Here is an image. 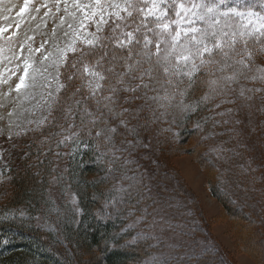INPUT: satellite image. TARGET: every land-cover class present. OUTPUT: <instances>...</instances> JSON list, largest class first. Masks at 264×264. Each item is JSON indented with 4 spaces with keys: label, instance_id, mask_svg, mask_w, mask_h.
I'll list each match as a JSON object with an SVG mask.
<instances>
[{
    "label": "trees",
    "instance_id": "16d2710c",
    "mask_svg": "<svg viewBox=\"0 0 264 264\" xmlns=\"http://www.w3.org/2000/svg\"><path fill=\"white\" fill-rule=\"evenodd\" d=\"M196 1L198 0L195 3ZM206 1L204 0L205 3ZM180 2L190 6L192 0H177V3ZM173 7L175 5L170 1L167 5L168 16L175 18ZM122 15L126 16V13ZM133 17L122 23L123 30L132 31L139 23L141 17L136 13ZM202 26L207 27L205 24ZM120 32L121 29H117L115 34L107 31L106 35L118 36ZM136 35L139 37L141 34ZM147 35L153 40L158 39L152 32H147ZM103 44V48L96 47L92 50L94 54L87 57L89 62L103 56L104 69L112 63L122 65L123 61H112V54L115 52L118 56L127 55L126 50L117 48L114 41L105 40ZM236 47L241 49L242 46L238 43ZM82 50L89 51V47ZM105 52L108 53L107 56H104ZM250 52L253 54L251 60L243 53L242 56L231 55L233 58H244L252 64L251 76L258 77L261 73L256 69L264 68V54L254 50ZM133 56L136 57L135 51ZM73 59V53H70L68 61L62 66L61 77L65 87L60 90L43 127L32 135H22L12 141L13 156L8 161L10 178L6 182L8 188H4L5 197L0 204V264H72L77 256L68 252L61 240L78 251H94L98 254V259L100 258L97 264H171L169 260L156 263L150 259L157 254L166 253L167 243L160 241V237H163L158 233L160 228L151 230L149 224L177 216L176 205L171 201V208L163 206L164 200L152 204L166 196L167 184L163 181L167 172L160 171L155 156L147 153L150 149H130L131 155L128 152H116L120 159L110 164L113 157L108 148L111 146L105 145L102 138L95 137L96 129L89 136L87 131L90 125H81L77 115L76 127L66 131L67 123L58 119L61 106L72 104L73 100L81 101V110L84 103L90 109L95 108V100L89 99L90 93L83 86L84 80L79 78L76 69L70 67ZM235 60L238 59H230L227 63L234 64ZM220 66L214 64L201 68L193 77L194 86L184 98L186 104L196 105L200 101L209 91L208 80L233 72V68H227L221 73L218 71ZM116 71L121 72L124 69L117 67ZM69 75L74 76V79L69 81ZM105 75L115 84V77L111 73L105 72ZM180 79L185 81L179 85L180 89H184L188 79ZM101 83L104 88L109 87V80ZM242 87L243 97L240 95ZM77 88L80 89L79 92H76ZM256 89H264V84L259 79L253 81L240 78L239 83L230 85L226 94L227 99L236 101L235 104L226 103L216 109L214 105L225 99L217 96L214 101L200 104L194 111L170 109L172 115L168 117L169 121L175 116V123L171 124L172 132L157 135L154 126L149 138L155 151L161 150L162 144L181 145L199 138V146L203 149L199 153L201 166L207 173L215 174V183L209 182L213 196L219 199L231 219L240 226L254 228L252 242L258 245L254 250L259 254L262 247L255 237L258 236L256 227L260 226L256 210L264 209V90L255 91ZM73 92H76V96L69 99ZM119 95L124 96L126 93ZM209 108L214 110L208 111ZM228 108L234 109L233 113L225 116L218 114ZM207 117L214 119L206 121ZM58 123L64 127H58ZM197 123L201 124V128L196 127ZM243 123L249 127L247 130L242 127ZM162 126L168 128L169 124L164 123ZM76 132H79L78 138L73 136L71 140L58 144L65 135ZM175 133L178 135L172 138ZM259 136L262 138L259 139ZM123 140V136L115 138L117 148L126 146ZM190 152L195 154L196 149L191 148ZM128 160L133 163H126ZM5 168L3 164L0 165V170L5 171ZM119 188L127 191L119 192L116 190ZM113 198H116L115 203L112 202ZM252 210L257 212L256 218L252 216ZM262 212L261 210V215ZM45 223L51 224L55 232L46 230ZM246 223L248 225H243ZM192 224L190 227L186 222L185 229H198V226ZM171 236L178 235L174 233ZM191 242L194 248L199 246L195 239ZM205 248L200 246L194 253L183 251L180 254L185 258V264H227L222 258L214 263L211 254L205 253L201 257L200 252H204ZM198 255L200 257L195 259Z\"/></svg>",
    "mask_w": 264,
    "mask_h": 264
},
{
    "label": "snow or ice",
    "instance_id": "6c2138e0",
    "mask_svg": "<svg viewBox=\"0 0 264 264\" xmlns=\"http://www.w3.org/2000/svg\"><path fill=\"white\" fill-rule=\"evenodd\" d=\"M56 2L57 4L62 2L65 5L64 11L80 25V28H74L72 23H69L68 27L72 29V42L66 49L60 50L61 59L57 62V67L68 61V52L75 54L80 51L79 58H74L70 67L76 69L79 78L85 81L83 86L90 93L89 99L95 100L94 110L90 109L87 103L83 104L81 110L80 100H73L72 104L61 106V115L58 119L67 123L66 131L76 127L77 115L81 125H90L87 131L89 136L92 135L93 129H96L95 137L102 138L105 145L111 146L108 148L113 157L109 161L110 164L120 159L116 152H128L131 155L130 149L151 148L152 143L149 137L154 131V126H156L157 135L172 132L171 124L175 123V116L169 121L168 117L172 115L170 109H179L181 112L194 111L200 104H207L214 101L217 96H223L225 99L214 105V108L218 109L226 103H236L233 99H227L226 94L230 90V85L239 83L240 78L253 81L259 79L264 84V68L256 69L261 73L258 77H250L248 73L253 71V65L246 62L244 58L235 60L234 64L227 63L228 60L233 59L230 53H234L235 56H242L243 53L251 60L253 54L248 51V41L253 37L260 43L259 52L264 54V40H262L264 38V0H217L211 5L205 4L204 0H201L200 4L192 0L190 6L171 0L172 5H175L172 9L175 18L169 17L168 8L163 7L168 4V0H141V2L124 0L123 3L118 0H90L86 4L80 3V0H56ZM69 4L72 9L84 15L77 18L75 12L69 11ZM27 6L25 3L22 12L27 9ZM199 9L205 11L200 12ZM121 13H126V16ZM134 13L141 17L139 23L132 31L123 30L122 23H126L129 18H134ZM197 20L207 27H197ZM86 21L96 25L97 33L103 31L102 26H108L111 21L110 31L115 34L117 29H121L120 35L101 37L91 33L90 39L82 41L84 45L89 46V51L78 49L76 44L81 37L80 29L86 27ZM63 22L62 20L61 23ZM4 31L6 29H0V33ZM147 32H152L159 39L149 38ZM137 33L141 35L138 37ZM102 40L114 41L117 48L126 50L127 55L118 56L115 52L112 54V61H123L122 65L112 63L110 67L104 69L103 56L94 62H89L87 57L94 54L92 50L97 46L104 47ZM238 43L241 44V49H237ZM107 55L108 53L105 52L104 56ZM48 58L47 55L44 56L45 60ZM221 61L224 63L221 64ZM214 64L221 65L218 68L221 73L227 68H233V72L230 75H222L218 79L208 80L209 91L201 97L200 101L196 105L186 104L184 98L195 84L193 77L202 67L207 68ZM117 67H122L124 71L117 72ZM105 72L115 77V84L110 82ZM211 74L214 75V73ZM26 75L27 72H25ZM181 77L188 79L184 89L179 87L180 84L185 83L184 79H180ZM67 79L71 81L74 76L69 75ZM105 80H109L107 91L111 95H104L101 81ZM23 86L24 79L21 78L20 83L16 85V91L19 92ZM64 87V83H58L57 92ZM262 90L264 89L255 91ZM79 91L80 89L77 88L76 92ZM76 92H73L69 99H73ZM119 93H126V95L120 96ZM240 95L244 96L243 87ZM245 98L251 99V97ZM213 110V108L208 109V111ZM233 111L234 109L228 108L218 114L225 116ZM208 119H214V117H207L206 121ZM114 121L118 123H113ZM43 123L41 121V124ZM164 123H168L169 127L164 128L162 126ZM57 126L64 127L59 123ZM196 127L201 128V124L197 123ZM175 135L178 133H175L172 138H175ZM73 136L78 138L79 132L65 135L58 144L71 140ZM117 136L124 137L125 147L117 148L115 143ZM213 151H220V149H213ZM126 163H133V161L128 160ZM116 190L127 191L123 188ZM115 200L116 198H113L112 202L115 203ZM75 202L73 198V203Z\"/></svg>",
    "mask_w": 264,
    "mask_h": 264
},
{
    "label": "rangeland",
    "instance_id": "374dc122",
    "mask_svg": "<svg viewBox=\"0 0 264 264\" xmlns=\"http://www.w3.org/2000/svg\"><path fill=\"white\" fill-rule=\"evenodd\" d=\"M170 1L168 0V3ZM89 2L90 0H80L82 4ZM118 2L123 3L124 0H118ZM200 2L201 0H198L196 4ZM216 2L207 0L204 3L211 5ZM25 3L28 6L22 12ZM185 5L188 4L185 3ZM64 7L62 2L57 4L56 0H0V29H6L0 33V154H2L0 162L5 161V164L13 156L12 141L22 135H32L43 127L44 123L41 124V121H46L53 102L60 92H57L58 83H63L62 68L57 67V62L61 59L60 50L66 49L72 42V29L68 27L69 23H72L74 28H80L78 21L73 20V17L64 11ZM69 11L75 12L77 18L84 15L72 9L70 4ZM199 11L205 10L199 9ZM62 20L63 23H61ZM85 24L86 27L80 29L81 37L76 44V47L81 50L89 47L82 41L90 39L91 33L101 37L107 36L111 21L108 26H102L103 31L99 33L96 32L95 24L89 21ZM202 25L203 23L197 20L196 26L202 28ZM253 38L250 43L248 42V51L257 52L260 49V43ZM104 41L102 40L101 43ZM80 54L81 52L78 51L73 53V56L77 58ZM45 55L49 57L47 60L44 59ZM25 72H27L26 76ZM252 74L249 73V76ZM21 78L24 79V86L17 92L16 85L20 83ZM83 82L85 84V81ZM103 89H105L104 95H111L107 87ZM245 116L244 119H246ZM245 123L242 127L247 130L249 127H246ZM261 138L259 136V139ZM162 145L159 151H155L154 147L145 148L150 149L147 153L154 155L159 162L160 171L167 172L163 181L167 184L166 196L153 201L152 204L164 200L163 206L171 208L169 206L171 201L174 206L176 205L177 216L166 218L165 221L156 220L152 223L153 225L149 224L151 230L160 228L158 233L163 235L160 241L167 243V252L153 256L150 258L151 261L158 263L169 260L171 264H185V258L180 253L183 251L194 253V250L202 246L206 247V250L200 252L201 257L205 253L211 254L214 263L217 259L221 261L222 258L227 264H264V209H257L258 214L254 210L251 211L254 218L257 214L260 219V226L256 227L258 236L255 238L259 240L258 243L262 248L261 253L257 254L254 249L258 245L252 242L254 228L240 226L237 221L231 219L219 199L213 196L209 182L215 183V174L207 173L208 171L203 170L201 166L199 153L203 149L199 146V138L188 140L181 145ZM191 148L196 149L195 154L190 152ZM252 154L255 155V152ZM7 181L8 176L4 172L0 176V204L5 197L4 188H8ZM234 186L237 187L235 183ZM241 203L244 205V201L241 200ZM245 208L250 209L247 206ZM186 222L190 227L193 223L192 225L198 226V229H185ZM45 224L46 230L55 232L51 224ZM153 226L154 229H152ZM174 233H177L179 237H172ZM192 239L198 241L199 246L194 248ZM61 242L68 252L77 256L72 264H97L100 261L98 254L94 251L88 252L85 249L78 251L69 243L62 240ZM199 257L200 255L195 259Z\"/></svg>",
    "mask_w": 264,
    "mask_h": 264
}]
</instances>
